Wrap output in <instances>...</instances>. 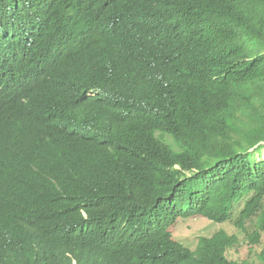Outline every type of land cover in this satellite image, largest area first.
Segmentation results:
<instances>
[{
    "label": "trees",
    "instance_id": "obj_1",
    "mask_svg": "<svg viewBox=\"0 0 264 264\" xmlns=\"http://www.w3.org/2000/svg\"><path fill=\"white\" fill-rule=\"evenodd\" d=\"M263 147L264 0H0V264H252Z\"/></svg>",
    "mask_w": 264,
    "mask_h": 264
},
{
    "label": "rangeland",
    "instance_id": "obj_2",
    "mask_svg": "<svg viewBox=\"0 0 264 264\" xmlns=\"http://www.w3.org/2000/svg\"><path fill=\"white\" fill-rule=\"evenodd\" d=\"M173 145L174 141L171 137L167 138ZM176 148L178 145L174 144ZM257 160L264 159V147L261 151H256L254 156ZM244 200L236 203L231 216L226 222H214L204 216L194 215L189 217H178L176 222L169 227L173 237L184 245L194 249L197 245L200 236H208L218 230H226L229 233L237 234L239 241L236 245L228 250L229 258L236 260H248L250 263H258L257 253L264 247V233L262 234L261 241L258 244H251L248 239V234L237 229L235 222L239 216L240 210L243 208ZM253 227L249 226V231Z\"/></svg>",
    "mask_w": 264,
    "mask_h": 264
}]
</instances>
